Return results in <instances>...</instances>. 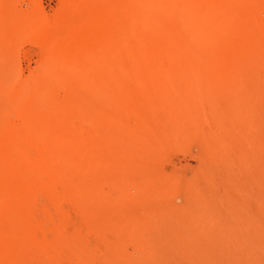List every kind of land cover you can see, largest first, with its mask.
Returning <instances> with one entry per match:
<instances>
[{
    "label": "rangeland",
    "instance_id": "rangeland-1",
    "mask_svg": "<svg viewBox=\"0 0 264 264\" xmlns=\"http://www.w3.org/2000/svg\"><path fill=\"white\" fill-rule=\"evenodd\" d=\"M121 1L0 0V264H264V0H251L253 17L242 19L253 47L223 75L122 73L121 81L105 85L122 94L105 95L106 104L112 99L118 108L106 106L101 121L75 118L66 132L39 125L34 94L83 72L80 66L90 60L76 44L100 36L95 27L108 4L124 6L122 29L140 23L149 38L156 32L153 16L177 5ZM114 40L103 50L107 67L122 62L118 36ZM59 50L71 58L54 67ZM132 57L123 63L130 66ZM177 61L174 68L181 67ZM137 80L140 86H132ZM70 91L57 90L44 111L79 94ZM68 129L78 136L65 139Z\"/></svg>",
    "mask_w": 264,
    "mask_h": 264
},
{
    "label": "bare ground",
    "instance_id": "bare-ground-1",
    "mask_svg": "<svg viewBox=\"0 0 264 264\" xmlns=\"http://www.w3.org/2000/svg\"><path fill=\"white\" fill-rule=\"evenodd\" d=\"M132 1L134 2V0H132ZM140 1H142V0H140ZM260 1L262 2L263 0H260ZM260 1H258V3ZM121 2L124 3V0ZM144 2H146V1H144ZM176 2H177L176 6L166 7L164 9H162L161 13L155 14L152 18V21H150L151 18L149 19L148 15L147 16L145 15L149 19L148 21H150L152 23V25H154V28L156 26V28H155L156 32L150 38L147 37V34H145V27L142 26L140 23H138V24L135 23V24H137L136 28H134L135 30H133L132 26H128L131 28L129 30L126 27L128 30V31H126V30H124L125 29L124 25H123L124 29H122V27H120V25H119L120 17L122 16L121 17V19H122V18H124L123 16H125V15L127 16V14H125L126 12L125 13L123 12L124 6H122L120 4L121 7H116L119 4H113V3L108 4V9H107L108 11H106V14L100 15L101 18L99 19L98 23L96 24V27L93 25V27H95L97 29V31L99 32L100 36L97 38L93 37V36H90V37L87 36V37H89L87 39L84 38L83 36H81V38H84L83 42H81V43L79 42L78 44H76L78 46L77 49L84 50L87 52V53H84V54H86V57L84 56L83 58H85V60H86V58L88 57V60H90L89 61L90 63L87 61L88 64H85L86 63L85 62V63H82L83 65L80 66L81 70L83 72L80 73L78 78L75 79V77H74V80L71 79L72 81L69 79L70 77L68 78L69 81L65 77V79L67 80L66 81L61 77V76H64L65 74L67 75L66 69L64 71V74L61 73V72H63V70L60 73H58L60 69L59 70L57 69L58 74H56V75H58V76H60L61 74H63V75L60 76L61 79L59 78L56 80V82H53L49 89H46L47 91L49 90L51 92V93H49L50 95L45 93V92H47L46 90H45V92L34 94L35 101H36L35 102L36 103L35 111H37L35 113H39V115H40L41 121L40 122L38 121V123H39V125L40 124L43 125V130H45V132L48 131L47 128L45 127L47 125H50V126L52 125L55 127L57 126L59 129H61V128L65 129L67 127H69V129H70L71 122H72V120H75V118L77 119V121L81 122V124H82V122L87 123L88 121H89V123H92L91 121H94V122L97 120L101 121L103 119V117L108 113L106 111V106L110 105L112 108L113 107L118 108L116 106L117 104L115 106L111 105V103L113 102L112 99L108 100L109 102L111 101L110 104H109V102H107V104H106L107 100H106L105 95H107L109 93L110 96H112V94L115 96H118V95H116V93H117V94H119L118 97L120 98V95L122 94V93L120 94L118 91L119 87H116V85H113V84L110 85L111 86L110 88H112V89L114 88L111 91L113 93L109 92L110 88L105 87V85H107L108 81H110V80L113 82H119L122 80L123 76L126 75V77L128 78V74H131V73L136 74L139 72L143 73V74L148 73V74H150V76H151V74L155 73L154 74L155 79L160 77L161 74H162L161 78H164V74L165 75L173 74L176 71H177V73H181L179 71H183V72L185 71L184 72L185 74L187 72H189V73H192V75L197 74V73H201V74H203V73H215L216 74L217 73V75H219V74L223 73L224 69L229 68L232 65L233 61L235 62V61L240 60L242 53L245 50H247V49L249 50L250 47H253L252 36H254V35H251V33L248 32L246 24L244 23V21H242L243 18L246 21H249L251 19V16H252L251 14L253 12L252 5L249 6V3H251V0H176ZM263 2L259 3V4H263ZM106 3H108V1ZM126 4H127V0H126ZM99 6H100V4H99ZM105 6H106V4H105ZM141 6H142V4H141ZM146 6H148L147 3H146ZM149 7H150V5H149ZM102 8H103V6H102ZM90 9H91V7H90ZM93 9H94V5H93ZM148 9L149 8H147L146 10H148ZM212 10L216 14L214 13V15H212L210 17L208 15L209 20H206V21H201L202 19L200 20V16L203 12L206 13V12H208V11L210 12ZM122 12L125 15H121L120 13H122ZM133 12H131V13H133ZM137 12L139 13V11H137ZM155 12H157V11H155ZM94 13H95V11H94ZM255 13H257V12H255ZM76 14H77V12H76ZM77 15H79V14H77ZM82 15H80V17H82ZM86 16L88 17V19L90 18L89 21L92 20V18L90 17L91 15L90 16L86 15ZM137 16H138V14L136 15V17ZM257 16H258V14H257ZM257 16H255V17H257ZM74 17H76V16H74ZM204 17H205V14H204ZM134 18H135V16H134ZM135 19H138V18H135ZM127 20H128V18H127ZM139 20L140 19H138V21ZM92 21H91V23L89 22V24L92 25ZM123 21H125V19ZM135 21H137V20H135ZM124 24H126V23H124ZM81 25L79 26L77 24V26H79V29H80ZM56 27H57V25H56ZM93 27H92V29L88 27L89 30L86 29L87 30L86 32L87 33H88V31L92 32ZM66 28L67 27H65V29ZM83 28L81 27V29H83ZM60 29L61 28H59V26H58L57 30H56L57 33H58V30H60ZM62 29H63V27H62ZM261 29L264 30V28H261ZM67 30H65L66 32L64 31V34L66 33L65 34L66 36H67ZM68 31H70V30H68ZM251 32H252V30H251ZM77 33H78V31H77ZM150 34L151 33H149L148 35L150 36ZM72 35H73V33L71 32L70 37ZM74 35H76V34H74ZM83 35L86 36L87 34H83ZM92 35H95V34H93V32H92ZM117 36L119 39V41L117 42V44H118L117 46L119 49V53L121 54V58H122L121 61L122 62L119 65H116L114 67H109V66L107 67V66H105L106 64L101 63V59L103 58V50L104 49L109 50V45L113 44L112 42L114 39H116ZM247 36H249V39L251 40L250 44H249L250 41L248 40L249 42H247L245 39V37H247ZM260 37H262V36H260ZM71 38H72V40H74L73 37H71ZM263 38H260L259 40H261V39L263 40ZM50 39H52V38H50ZM224 39H230V42L223 44L224 42H221V41ZM67 40H68V38H67ZM217 40H218V42L222 43V47H221V45H219L221 47V49L218 51H216L214 48V45L217 44L216 43ZM114 41L116 42V40H114ZM152 41L156 43L155 47H152L150 45V43ZM57 42H58V40H57ZM68 42H69V40H68ZM153 42H152V44H153ZM70 44L73 47L74 44H72V42ZM60 46H58V48ZM65 46H66V44H65ZM61 47L62 48H59V49H62V50L65 49V48L63 49V45ZM262 47H263V45H262ZM254 48H255V45H254ZM255 49H257V48H255ZM255 49H253V50H255ZM260 49H262V48H260ZM250 50H252V48ZM51 51H52V49H51ZM70 51H72V50H70ZM75 51H76V49H75ZM256 51L258 53L259 49ZM53 52H54V50H53ZM57 52H58L57 53L58 55L55 54L56 57L54 58L55 62H53L51 60L52 61L51 64H53V63H59V64L65 63L66 64L67 60L71 58V57L67 58L66 52L60 53V50ZM49 53H52V52H49ZM52 55H53V53H52ZM127 55L134 56L136 58L135 59L134 57H132L135 59V61L130 66L123 63V59H125V57ZM258 55H259V57H262V56H260L261 54H258ZM71 56H72V54H71ZM244 56H245V54H244ZM244 56H242V58ZM263 56H264V54H263ZM173 58L178 60L177 62H179L181 64L182 68L180 66H178L179 65L178 63H177L178 68H174L176 66V64L173 63ZM262 58H264V57H262ZM79 60H80V57H79ZM243 60H244V58H243ZM218 61H220L221 64L223 63L222 67L216 64V62H218ZM262 61L264 62V59ZM242 62H244V61H242ZM260 62H261V60H260ZM72 64H73V62H72ZM54 65L55 64H53V66ZM247 65H248V62H247ZM262 65L264 66V63ZM68 67L70 68V65ZM72 67H73L72 69H74V64ZM241 68H242V66H241ZM246 68H247V66H246ZM262 71H264V70H262ZM53 72H54V74L56 73L55 71H53ZM70 72H71V68H70ZM70 72L68 74H70ZM73 73H74L73 76L77 75V74H75V72H73ZM115 74H117V77L116 76L114 77ZM121 74L123 76H121ZM88 75L90 76L89 79H88ZM118 75H120V77H118ZM140 76H141V74H140ZM154 77H153V79H154ZM56 78H57V76H56ZM178 78H179V76H178ZM53 79H55V78H53ZM131 81H133V80H131ZM131 81L126 82V85L123 86L124 89H127V86L130 87V85H132ZM158 81H156V82H158ZM173 81L174 80H172V83H173ZM138 82L139 81L137 80V82H135L136 85L133 84L132 86L139 87L140 84ZM49 84H51L50 81H49ZM100 86H103V89L105 87L106 91L101 89ZM59 89L60 90L62 89L65 91L66 90L67 91L76 90V91H78V92H76V94L77 93H79V94H78V96H75L76 98H74L72 100H70V98H69V100H70L69 102L61 101V103H58L56 105H53L51 103V106H50L51 109H48V112L46 113L44 111L43 107H47V105H45L44 102H46V103L50 102L53 99V97L55 96V94L57 93L56 91ZM114 92H115V94H114ZM113 104H115V103H113ZM119 105H121V104H119ZM45 110L47 111V109H45ZM39 115H38V117H39ZM107 118L109 120H112L109 115H107ZM44 119H46L47 122L44 123V121H43ZM109 123H110V121H109ZM84 128H86V127H84ZM69 129H68V131L71 132ZM58 130L57 129H56V131L54 130V134H56L58 132ZM92 130H94V129H92ZM51 131H52L51 133H53V129ZM62 131H64V130H62ZM65 132H66V129H65ZM58 133L56 134L57 136L60 135V134L58 135ZM77 134L78 133L74 134L73 132H71V134L69 133V136H68V134L67 135L64 134L63 137L65 138V136H66L67 139L73 140V137H75V135H77ZM95 134H96V131H95ZM91 136H93V135L91 134ZM82 138H83V136H82ZM88 140H90V139H88ZM79 141H80V139H79ZM84 141H85L84 144L87 145V143H86L87 140L84 139ZM93 142H90L89 145L92 144ZM64 143L70 145V142L67 143L66 140H64ZM58 144H59V142H58ZM79 144H80V142H78V144L76 146H78ZM84 144H82L83 147H84ZM89 145H87V146H89ZM73 148L74 147H70L71 150H73ZM88 148H87V150H88ZM75 149H76V147H75ZM67 150H68V148H67ZM71 150H68V151L71 152ZM80 150L84 151L82 148ZM90 153L91 152H89V154ZM76 154H78L80 156V152L76 153ZM81 154H82V152H81ZM93 154L94 153H92V155L91 154L90 155L93 156ZM84 155H86V154H84ZM71 159L72 160H70V161H73V158H71ZM75 160L77 161L76 158H75ZM82 160H81V164L83 165L85 163H83ZM76 161H74V162H76ZM81 182H79V183H81V185H82L84 181H81ZM85 184H86V182H85ZM85 188H86V186H85ZM86 193L90 195V193H88V192H86ZM86 193H84V195H87ZM89 195H87V197ZM81 196H83V195L81 194ZM68 250H69V248H68ZM58 255L60 257V254H58Z\"/></svg>",
    "mask_w": 264,
    "mask_h": 264
}]
</instances>
